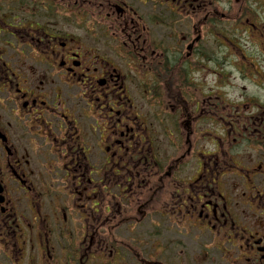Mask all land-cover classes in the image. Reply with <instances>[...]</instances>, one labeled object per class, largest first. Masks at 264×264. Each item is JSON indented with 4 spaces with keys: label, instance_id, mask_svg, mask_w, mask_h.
I'll use <instances>...</instances> for the list:
<instances>
[{
    "label": "flooded vegetation",
    "instance_id": "af4514ba",
    "mask_svg": "<svg viewBox=\"0 0 264 264\" xmlns=\"http://www.w3.org/2000/svg\"><path fill=\"white\" fill-rule=\"evenodd\" d=\"M0 264H264V0H0Z\"/></svg>",
    "mask_w": 264,
    "mask_h": 264
},
{
    "label": "rangeland",
    "instance_id": "374dc122",
    "mask_svg": "<svg viewBox=\"0 0 264 264\" xmlns=\"http://www.w3.org/2000/svg\"><path fill=\"white\" fill-rule=\"evenodd\" d=\"M234 70H237V69H236V67H234L233 64H231V65H230V72H229V73H230V74H231V73H235ZM233 75H234V74H232L231 76L229 75V76H230V81H235V82H237V81H238L237 78L234 77ZM236 75H237V74H236ZM232 76H233V77H232ZM231 77H232V78H231Z\"/></svg>",
    "mask_w": 264,
    "mask_h": 264
}]
</instances>
